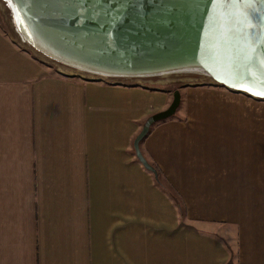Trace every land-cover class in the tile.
<instances>
[{
	"label": "crops",
	"instance_id": "obj_1",
	"mask_svg": "<svg viewBox=\"0 0 264 264\" xmlns=\"http://www.w3.org/2000/svg\"><path fill=\"white\" fill-rule=\"evenodd\" d=\"M107 76L0 29V264H264V97L185 83L167 191L174 89Z\"/></svg>",
	"mask_w": 264,
	"mask_h": 264
},
{
	"label": "water",
	"instance_id": "obj_2",
	"mask_svg": "<svg viewBox=\"0 0 264 264\" xmlns=\"http://www.w3.org/2000/svg\"><path fill=\"white\" fill-rule=\"evenodd\" d=\"M18 18L57 54L110 73H155L201 64L232 83L259 90L264 77V0L229 5L214 0H12ZM231 19L230 54L221 23ZM253 25L248 29L244 21ZM239 88V87H238ZM241 89V88H240ZM167 109L148 115L132 146L155 179L159 173L139 146L157 121L170 118L182 94L174 89Z\"/></svg>",
	"mask_w": 264,
	"mask_h": 264
},
{
	"label": "rangeland",
	"instance_id": "obj_3",
	"mask_svg": "<svg viewBox=\"0 0 264 264\" xmlns=\"http://www.w3.org/2000/svg\"><path fill=\"white\" fill-rule=\"evenodd\" d=\"M18 12L12 3V0H0V29H2L6 34H10L11 37L15 39L19 47H23L28 50L31 55L35 57L38 56L47 62H50L54 67L61 71H65L71 74H84L85 76H101L102 74H107L110 79H116L118 77H123L124 80L133 81L139 80L140 82L147 80L150 86H163L164 89H178L182 92L185 83L195 84V83H225L229 85L230 88L239 87L246 91L242 85H238L235 82L229 81L225 77H220V75L215 72V70L201 66V64H194L192 66H181L179 68L168 69V71H157L155 73H110L96 70L91 66L83 65V63L78 61L70 60L65 56L57 54L55 50L44 46L43 43L36 35L30 33L26 28V25L20 21L17 16ZM253 91H256L253 89ZM248 92V91H247ZM261 97V95H257ZM264 97V96H263ZM183 215V213H181Z\"/></svg>",
	"mask_w": 264,
	"mask_h": 264
},
{
	"label": "snow or ice",
	"instance_id": "obj_4",
	"mask_svg": "<svg viewBox=\"0 0 264 264\" xmlns=\"http://www.w3.org/2000/svg\"><path fill=\"white\" fill-rule=\"evenodd\" d=\"M253 2H254V0H214V3H217L218 5L222 6L221 10L224 11L225 14H227V7L229 5L245 4V5L248 6V8H251ZM242 23H244V27L245 28L250 29V28L253 27V25L251 24L250 20H246V21H244ZM232 24H233V22L231 21V19L226 20V21L221 23V31H222V35L224 37V44L225 45H229V47L225 48V50H224V54L226 56L230 54L229 37L233 33ZM258 87H259L258 91H253L252 88H246L245 90L251 92V94H254V95L264 96V77L261 78Z\"/></svg>",
	"mask_w": 264,
	"mask_h": 264
},
{
	"label": "trees",
	"instance_id": "obj_5",
	"mask_svg": "<svg viewBox=\"0 0 264 264\" xmlns=\"http://www.w3.org/2000/svg\"><path fill=\"white\" fill-rule=\"evenodd\" d=\"M155 166V169L157 170V172L159 173V167H157L156 165H154ZM159 176H160V178L156 181V183H157V185L159 186H162L164 189H166L167 191H168V189H167V186H165V184L162 182V177H161V174L159 173Z\"/></svg>",
	"mask_w": 264,
	"mask_h": 264
}]
</instances>
